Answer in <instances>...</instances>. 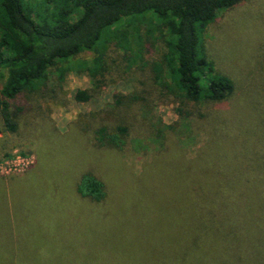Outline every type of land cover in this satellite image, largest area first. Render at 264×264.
<instances>
[{"label": "rangeland", "instance_id": "374dc122", "mask_svg": "<svg viewBox=\"0 0 264 264\" xmlns=\"http://www.w3.org/2000/svg\"><path fill=\"white\" fill-rule=\"evenodd\" d=\"M140 22L144 33L149 19ZM116 34L126 36L127 30ZM143 39L142 55L131 66L121 51L110 52L104 84L89 101L74 100L76 89L92 84L86 72L71 70L62 81L51 78L39 90L21 93L25 109L15 132L0 119V264H202L203 246L231 254L229 264H264V200L259 231L242 239L250 247L240 260L229 240L209 242L192 233L201 229L193 218L176 210L171 215V198L156 205L157 211L170 210V217L164 211L143 221L129 212L141 198L149 208L155 205L162 182L154 174L169 180L203 169L204 163L191 159L206 144L220 148L229 138L221 166L228 162L241 175L255 166L253 152L264 155V0L219 10L202 32L214 71L235 85L222 104L181 103L176 93L157 86L153 67L168 60L169 49L156 33ZM77 57L85 66L92 55ZM121 121L129 125L123 147L97 145L95 130ZM85 171L105 183L101 202L76 194Z\"/></svg>", "mask_w": 264, "mask_h": 264}, {"label": "trees", "instance_id": "16d2710c", "mask_svg": "<svg viewBox=\"0 0 264 264\" xmlns=\"http://www.w3.org/2000/svg\"><path fill=\"white\" fill-rule=\"evenodd\" d=\"M240 1L0 0L2 126L10 132L17 130V117L25 109V105L19 102L21 93L37 91L51 78L62 81L71 70L86 72L92 84L90 88L76 89L74 100L89 101L104 84L110 52L121 51L131 66L142 55L143 34L156 33L169 49L168 60L163 58L153 67V80L157 86L171 94L176 93L181 103H224L232 95L235 85L229 76L214 71L205 51L202 32L219 10L231 8ZM138 17L141 20H137ZM145 18L149 22L142 33L140 21ZM122 29L127 30L126 36L116 34ZM82 52L92 55L85 66L77 57ZM116 98V103H123L121 97ZM128 135L129 125L121 121L110 130L105 126L97 128L95 141L99 146L121 149ZM227 142L229 138L222 143L221 149H213L212 142L211 145L206 144L191 159L194 163H204L203 169L189 171L179 177L173 174L169 180L151 171L158 184L162 182V189L154 194L155 207L152 204L149 208V200L142 201L141 198L138 205L134 203L129 210L132 217L138 215L143 216V221H153L164 211L170 217V210L163 207L157 211L156 205L163 203L165 206L171 198V215L176 210L193 218L201 229H192V233L210 238L209 242L229 240L226 241L227 246L235 247V252L238 251L236 258L240 260L241 253L250 247V242L242 239L259 231L262 221L264 155L253 152L255 166L244 167L250 174H236L234 171L237 169H231L228 162L227 167L221 166L223 159H228ZM176 156L182 157L177 154L170 157ZM248 156L246 154L240 160L245 161ZM153 163H157L154 170L158 171V161ZM245 164H249L247 160ZM75 189L79 198L96 203L107 196L105 183L91 171L79 175ZM251 232L253 234L248 235ZM207 248L202 247L203 261L200 263L229 264L231 254L213 253ZM213 255L218 257L217 262L210 261Z\"/></svg>", "mask_w": 264, "mask_h": 264}]
</instances>
